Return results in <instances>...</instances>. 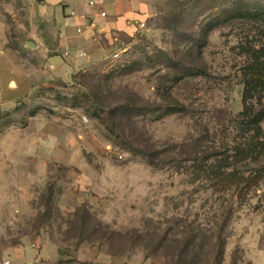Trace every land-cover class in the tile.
I'll use <instances>...</instances> for the list:
<instances>
[{"label": "rangeland", "instance_id": "obj_1", "mask_svg": "<svg viewBox=\"0 0 264 264\" xmlns=\"http://www.w3.org/2000/svg\"><path fill=\"white\" fill-rule=\"evenodd\" d=\"M144 1L118 69L64 83L43 8L0 0V264H264V0ZM43 114L90 127V168L22 164Z\"/></svg>", "mask_w": 264, "mask_h": 264}, {"label": "crops", "instance_id": "obj_2", "mask_svg": "<svg viewBox=\"0 0 264 264\" xmlns=\"http://www.w3.org/2000/svg\"><path fill=\"white\" fill-rule=\"evenodd\" d=\"M38 4L43 8L45 20L56 28L58 40L59 54L47 55L45 59L50 69L47 71V78L64 83L73 81V77L81 70L85 72L91 68L95 69L103 59L118 50L119 40L137 30L148 8L144 0H44ZM102 13L105 16H102ZM78 29L82 32L77 33ZM112 45L114 48L110 50L108 46L113 47ZM46 51L48 52L47 48ZM83 53H86V56H82ZM0 81V91L3 92L4 83ZM13 92L18 93V89ZM0 97H3L2 93ZM75 120L74 117L68 120H53L43 114V149L39 152L43 160L33 164L32 160L29 161L30 157H26L29 153L24 151V154H21L22 164L30 171L32 165H35V170L43 171V181L50 165L63 163L73 170L90 168L91 165L85 163V152L88 150V144L91 145V150L97 145L94 137L90 135V127H83V122L76 123ZM7 152L10 157V149H7ZM64 155L67 158H64ZM39 244L40 242L27 248L9 249L10 262L50 264L59 259L57 244L44 238L43 245Z\"/></svg>", "mask_w": 264, "mask_h": 264}, {"label": "built area", "instance_id": "obj_3", "mask_svg": "<svg viewBox=\"0 0 264 264\" xmlns=\"http://www.w3.org/2000/svg\"><path fill=\"white\" fill-rule=\"evenodd\" d=\"M90 5H93V3H90ZM73 15L75 13H72ZM102 16H105L104 13H102ZM92 26V24H91ZM81 29L77 30V33H81ZM119 49L108 55L105 59H103L98 66L95 67L96 71H103V72H109L113 71L115 69H118V65L122 59V53L126 52L128 50V47L125 46L123 43H120ZM67 55V54H66ZM82 56H86V53H83ZM93 69V68H92ZM121 158V157H120ZM10 261H6L4 264H10Z\"/></svg>", "mask_w": 264, "mask_h": 264}, {"label": "water", "instance_id": "obj_4", "mask_svg": "<svg viewBox=\"0 0 264 264\" xmlns=\"http://www.w3.org/2000/svg\"><path fill=\"white\" fill-rule=\"evenodd\" d=\"M37 3H43L44 0H35Z\"/></svg>", "mask_w": 264, "mask_h": 264}, {"label": "trees", "instance_id": "obj_5", "mask_svg": "<svg viewBox=\"0 0 264 264\" xmlns=\"http://www.w3.org/2000/svg\"><path fill=\"white\" fill-rule=\"evenodd\" d=\"M257 16H258V15H256V16H253V18H254V17H257ZM260 79H261V80H263V79H264V77H260Z\"/></svg>", "mask_w": 264, "mask_h": 264}]
</instances>
